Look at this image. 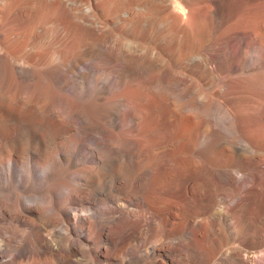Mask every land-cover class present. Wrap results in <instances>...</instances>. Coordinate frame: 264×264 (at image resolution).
Returning a JSON list of instances; mask_svg holds the SVG:
<instances>
[{"label": "bare ground", "instance_id": "obj_1", "mask_svg": "<svg viewBox=\"0 0 264 264\" xmlns=\"http://www.w3.org/2000/svg\"><path fill=\"white\" fill-rule=\"evenodd\" d=\"M263 42L264 0H0V264H264Z\"/></svg>", "mask_w": 264, "mask_h": 264}, {"label": "rangeland", "instance_id": "obj_2", "mask_svg": "<svg viewBox=\"0 0 264 264\" xmlns=\"http://www.w3.org/2000/svg\"><path fill=\"white\" fill-rule=\"evenodd\" d=\"M263 44H264V42H263ZM180 111H183V110H181V109L179 110V112H178V113H179V114H178V115H179V116H178L179 118H178V117H175L174 115H170V117H169V118H170V119H169V120H170V128H169V131H168L169 134H170V129H171V127H172L171 125L174 126V128L172 127V129H171V130H172V132H171L172 134L175 133L173 129L176 128V129H175V131H176V130L178 129V127L180 126V124H179V119L181 118V116H182V114H183V112H180ZM180 113H181V115H180ZM200 117H201V116H200ZM200 117L198 116V119H199V121H202L203 119H202V118L200 119ZM176 119H177L178 121H177ZM171 121H172V122H171ZM171 123H173V124H171ZM180 141H182V142H186L187 139H185V138L183 137V138H180Z\"/></svg>", "mask_w": 264, "mask_h": 264}]
</instances>
